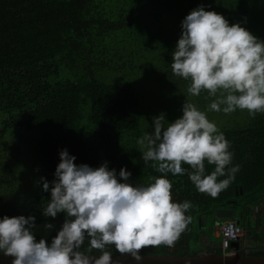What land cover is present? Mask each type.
<instances>
[{
    "label": "trees",
    "instance_id": "1",
    "mask_svg": "<svg viewBox=\"0 0 264 264\" xmlns=\"http://www.w3.org/2000/svg\"><path fill=\"white\" fill-rule=\"evenodd\" d=\"M106 1L0 0V113L7 116L0 136L5 138L14 129L38 130L36 156L41 175L36 189H29L28 200H22L20 159L4 164L0 169V219L34 216L32 231L37 242L46 239L50 245L68 219L66 213L55 218L43 214L51 200L43 182L47 180L50 189L54 186L60 152L66 149L76 157L78 166L98 168L107 163L109 170H116L120 182H124L119 177L122 168L131 172L127 182L132 185L154 182L152 178L162 174L150 166L152 162L145 164L137 143L146 134L144 94L139 85L148 87L141 74L155 63L162 65V71L154 70L157 78L153 79L160 91L169 93V100L175 96L174 91L190 83L171 69L179 39L161 46L164 59L155 57L144 66L135 64L137 54L127 56V41H118V35L129 40L127 31L135 20L151 27L143 17L136 16L134 5L114 15L106 10ZM152 1L146 0L139 14L153 9ZM201 6L223 15L230 26L239 23L264 41V0H169L164 7L170 12L171 7L185 9L190 14ZM182 21L178 19L176 27H182ZM155 42L153 39L147 48ZM148 110L151 119L154 112L149 106ZM238 120L232 127L219 128L231 144V166L239 165L235 180L213 198L200 193L188 175L169 173L174 200H190L195 207L188 215L193 219L174 247L145 248L142 256H223L221 238L218 243H203L205 222L216 220L220 211H236L240 227L247 234L241 247L249 242L248 256L264 257V217L256 213V208L264 204V113L250 116L246 124ZM213 170V165L206 164V173ZM48 223L53 228H46ZM88 247L86 237L80 251L100 256L95 249L89 253ZM108 250L112 256H122L115 246H108Z\"/></svg>",
    "mask_w": 264,
    "mask_h": 264
},
{
    "label": "clouds",
    "instance_id": "2",
    "mask_svg": "<svg viewBox=\"0 0 264 264\" xmlns=\"http://www.w3.org/2000/svg\"><path fill=\"white\" fill-rule=\"evenodd\" d=\"M182 30L171 69L190 81L188 94L207 92L214 98L208 111L247 110L253 118L264 113V41L203 6L185 17ZM182 111V117L167 124L164 114L154 117V131L137 140L145 164L152 162L150 166L162 174L147 185L128 183L132 174L126 168L119 172L124 181L120 182L107 163L78 166L76 157L62 150L54 186L50 189L47 180L43 182V190L51 192L43 214L55 218L66 213L68 219L49 245L46 239L37 242L34 216H4L0 253L13 257L12 264H113L108 246H115L139 264L145 248L174 247L192 222L188 213L195 206L190 200H174L167 175L186 174L200 193L216 198L239 171V165L231 166V144L215 121L188 101ZM206 164L214 170L206 173ZM86 237L87 251L95 249L99 257L80 251Z\"/></svg>",
    "mask_w": 264,
    "mask_h": 264
},
{
    "label": "rangeland",
    "instance_id": "3",
    "mask_svg": "<svg viewBox=\"0 0 264 264\" xmlns=\"http://www.w3.org/2000/svg\"><path fill=\"white\" fill-rule=\"evenodd\" d=\"M167 2H169V0H153L152 3H154L155 7L150 11L146 10L143 15L139 14V8L140 6L145 7L146 0H138L137 2L107 0L104 3L106 10L111 11L114 15H119L120 12L123 10H129V8L134 5L136 16L143 17L145 22L151 27L148 28L143 23L139 24V21L135 20L134 25L127 31L129 40H127L122 34L118 35V41H127L125 47L128 53L126 55L129 56L131 53L137 54L138 61H134V63L139 66H144L149 62L152 63L155 57L164 59L165 52L162 50L161 46L164 45L165 42L170 44L176 42L175 40L180 39L182 35V27H176V25L178 23V19L183 18L184 20L188 15V12L185 9L183 10L181 8L174 7H171L170 12L164 7ZM153 39L156 40L155 44L150 48H147V45L150 44ZM154 47H157V49L154 50ZM146 58H148L149 61L145 60ZM154 70L162 71L163 67L157 63L153 64V66H149V70H146L143 74H141L143 75L141 76V79L145 80L148 88L144 85H139L144 94L146 111L144 126L146 133L154 131L153 118L159 116L160 114L165 115L166 124L174 122V119L180 117L181 113H183V105L187 101L195 104L199 110L207 112L209 120L215 121L218 128L223 126L232 127L236 124L235 122H237V119H239L238 122L243 124L249 122L250 115L247 110L241 111L238 109L231 114H224L222 111H208V105L214 98L208 97L207 92H201L199 96H192L188 94L187 88L190 83H184L181 90L179 88L177 91H174L175 96L169 100V93L160 91L153 79L157 78V76H154ZM148 106L149 108L151 107V112H154L151 119L148 114ZM240 113H244V115H240ZM6 119L7 116L0 113V131L1 128H3V124ZM23 136H25V138ZM30 137L33 139L32 142ZM39 138L40 132L38 130L27 131L21 129L12 130L11 134L5 138L0 136V169L4 166V164H15L17 159H20L19 183L22 184V186H20V198L22 200H28L27 196L29 189L35 190L41 177L36 156V144ZM33 148L35 150L34 152L32 151ZM261 207L264 212V204H262ZM225 222L226 221H220L219 223L216 220H208L205 222L203 230L209 235L210 239L214 243H218L217 238L213 235L214 231L217 227L223 226ZM246 237L247 234L243 239H246ZM246 244L247 245L241 249L244 255H248L249 253L248 246L250 243L246 242Z\"/></svg>",
    "mask_w": 264,
    "mask_h": 264
},
{
    "label": "water",
    "instance_id": "4",
    "mask_svg": "<svg viewBox=\"0 0 264 264\" xmlns=\"http://www.w3.org/2000/svg\"><path fill=\"white\" fill-rule=\"evenodd\" d=\"M239 216L236 211H220L216 215V221H238ZM220 226V225H219ZM233 249L241 252V245L237 244ZM99 257V256H92ZM144 259L139 264H264V257H249L240 253L235 256H220L209 255L203 253L197 257H156L143 256ZM13 257L0 254V264H12ZM113 264H138V262L131 256H112Z\"/></svg>",
    "mask_w": 264,
    "mask_h": 264
},
{
    "label": "built area",
    "instance_id": "5",
    "mask_svg": "<svg viewBox=\"0 0 264 264\" xmlns=\"http://www.w3.org/2000/svg\"><path fill=\"white\" fill-rule=\"evenodd\" d=\"M260 205L256 208V213L264 216L263 208ZM246 235L245 230L240 227L236 221H226L223 226L220 227V238L222 240V252L224 256H235L242 251L233 250L229 252L230 248H233L235 245L239 244L244 236Z\"/></svg>",
    "mask_w": 264,
    "mask_h": 264
},
{
    "label": "crops",
    "instance_id": "6",
    "mask_svg": "<svg viewBox=\"0 0 264 264\" xmlns=\"http://www.w3.org/2000/svg\"><path fill=\"white\" fill-rule=\"evenodd\" d=\"M259 215V214H258ZM264 217V216H263ZM215 238H220V227H217L216 230L214 231ZM210 241H212L209 237L208 234H206L205 232V237L203 238V243L206 245L208 244ZM244 248V247H243Z\"/></svg>",
    "mask_w": 264,
    "mask_h": 264
},
{
    "label": "flooded vegetation",
    "instance_id": "7",
    "mask_svg": "<svg viewBox=\"0 0 264 264\" xmlns=\"http://www.w3.org/2000/svg\"><path fill=\"white\" fill-rule=\"evenodd\" d=\"M240 223H241V219H240V217H239V220H238ZM241 249H243L242 247H241Z\"/></svg>",
    "mask_w": 264,
    "mask_h": 264
}]
</instances>
